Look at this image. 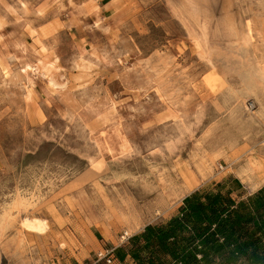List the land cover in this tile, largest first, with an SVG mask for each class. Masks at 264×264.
Segmentation results:
<instances>
[{
    "label": "rangeland",
    "instance_id": "rangeland-1",
    "mask_svg": "<svg viewBox=\"0 0 264 264\" xmlns=\"http://www.w3.org/2000/svg\"><path fill=\"white\" fill-rule=\"evenodd\" d=\"M249 158L264 171V0H0V264L118 261L195 191H258Z\"/></svg>",
    "mask_w": 264,
    "mask_h": 264
},
{
    "label": "trees",
    "instance_id": "trees-1",
    "mask_svg": "<svg viewBox=\"0 0 264 264\" xmlns=\"http://www.w3.org/2000/svg\"><path fill=\"white\" fill-rule=\"evenodd\" d=\"M239 181H225L185 197L166 221L147 225L116 248L133 264H264V186L234 197Z\"/></svg>",
    "mask_w": 264,
    "mask_h": 264
},
{
    "label": "bare ground",
    "instance_id": "bare-ground-1",
    "mask_svg": "<svg viewBox=\"0 0 264 264\" xmlns=\"http://www.w3.org/2000/svg\"><path fill=\"white\" fill-rule=\"evenodd\" d=\"M252 158V157H251ZM250 159V158H249ZM248 161V160H247ZM262 162V161H261ZM260 162V164H261ZM264 164V163H262ZM196 165V164H195ZM245 166V165H244ZM220 167V166H219ZM261 166L259 165V162H256V160H252L250 159L248 161V164L246 167H244V169L240 170L242 172L243 175L245 174H251L253 172H257V173H264V171L261 170ZM191 178V171L187 166H180L179 169H175L174 173H171L169 178H168V185L171 189V191H177L179 190V185L180 184H184L186 190H190L192 187V182L190 181ZM155 192V191H154ZM150 193V191H149ZM145 197H149L151 195H148L146 193L142 194ZM152 197V196H151ZM158 197L154 198L155 203H148L147 206L149 209L150 208H154L157 205L160 204V200H157ZM133 209V208H132ZM147 210V209H146ZM137 215V214H136ZM118 218V217H117ZM138 218V217H137ZM23 221V220H22ZM22 227L30 233H35V234H43L46 231V223L42 220H38V219H25L22 222Z\"/></svg>",
    "mask_w": 264,
    "mask_h": 264
},
{
    "label": "built area",
    "instance_id": "built-area-1",
    "mask_svg": "<svg viewBox=\"0 0 264 264\" xmlns=\"http://www.w3.org/2000/svg\"><path fill=\"white\" fill-rule=\"evenodd\" d=\"M103 258L105 259L106 264H114L115 259L111 255L104 254Z\"/></svg>",
    "mask_w": 264,
    "mask_h": 264
},
{
    "label": "crops",
    "instance_id": "crops-1",
    "mask_svg": "<svg viewBox=\"0 0 264 264\" xmlns=\"http://www.w3.org/2000/svg\"><path fill=\"white\" fill-rule=\"evenodd\" d=\"M42 221H43V220H42ZM128 259H129V257H127V258L125 259V261H128ZM125 261H123V262H125ZM116 262L118 263V261H115L114 263H116ZM121 263H122V262L119 261V264H121Z\"/></svg>",
    "mask_w": 264,
    "mask_h": 264
}]
</instances>
